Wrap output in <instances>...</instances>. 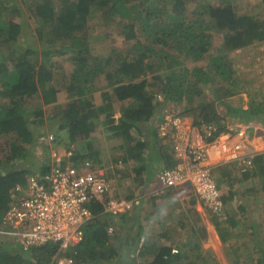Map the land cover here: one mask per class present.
I'll return each instance as SVG.
<instances>
[{
    "label": "trees",
    "instance_id": "obj_1",
    "mask_svg": "<svg viewBox=\"0 0 264 264\" xmlns=\"http://www.w3.org/2000/svg\"><path fill=\"white\" fill-rule=\"evenodd\" d=\"M20 2L24 4L23 0ZM30 2L31 16L36 21V27L31 32L43 47L41 54L30 46H24V41L33 38L28 21L25 19L15 23L10 19H23L16 1L0 0V137H6L3 142L6 148L5 158L11 159L16 166L9 174L0 171V228L3 227L5 212L16 200L12 197L13 188L16 185L25 186L27 176L33 172L44 176L55 167L49 157L35 158L33 167L23 164L29 158L28 149L33 147L32 130L39 134L40 130L47 129L53 121L50 131L56 134L55 140L60 145H69L67 147L71 156L66 159L68 162L77 164L85 160L93 165L92 168L113 171L117 160L102 159L104 157L93 148L92 143L72 146L77 143L78 138L83 141L90 139L96 124H87L88 127L83 124L88 123V120L96 121L101 116L107 120L105 131L122 141L120 146L124 148V153L120 159L124 162L123 165L129 160H135L137 164L146 145L135 139L142 134L151 136L143 131L144 128L155 126L154 121H158L155 117L157 110L182 100L189 104L193 97L202 94L204 88L210 89L213 99L215 97L216 100H221L217 103H222V97L210 87L216 81L219 82L216 79L220 80V86L229 84L231 89L228 96L247 91L246 87L233 78L231 64L224 56L210 57L208 67L196 66V62L208 58L207 50L212 33L224 34L223 46L227 52L264 41V0H261L262 10L256 16L238 13L227 0H214V3L209 0ZM190 3L194 6L193 9L188 8ZM95 19H99L98 25L108 24V21L112 24L121 23L125 27L124 41L127 49L122 57L108 55L103 59L100 55H90L87 42L91 38L90 24ZM141 35H144V40H141ZM48 47L53 49H44ZM69 53L72 54L74 68L68 76L61 79L64 82L62 87L54 88L52 82L56 62L59 56ZM180 58L184 63L193 62V67L188 69L185 64V67L176 68ZM90 60L94 67L90 68ZM145 69H149L152 77H143L137 82L133 80V74L141 76V73L145 74ZM161 70L163 74L154 75ZM98 79L102 82L97 85ZM161 81L163 88L160 92L164 100L158 103L155 92H148V89L161 86ZM104 84L110 91L101 94L102 102H107V105L94 107L93 95L101 91V85ZM196 85H200V88L195 91ZM59 93H66L71 101L63 106L59 105ZM112 99L121 104L117 118L112 112ZM253 99L251 97L246 113L258 117L264 114V105L261 102L256 104ZM90 108L93 109L88 113ZM226 109L234 110L230 107ZM192 112L195 126L213 123L215 132L212 138L226 131L225 126L219 123L215 101L197 107ZM43 136L37 137L38 140ZM133 140V146H124V141L128 144ZM44 144L45 149H48L49 144ZM254 158L255 169L263 168L264 155ZM4 167H8L5 161L0 164V170ZM246 173L248 171L242 174ZM101 211V205L91 206L93 214ZM104 220L109 221L110 216L103 214L102 218L95 217L85 225L83 241L76 248V258L81 263L103 264L107 261L110 264V258L115 256L119 259L117 247L121 245H113L111 236L106 232L108 223ZM215 227L217 228V223ZM2 245L4 244H0ZM199 247L196 245L195 251L199 252ZM4 249L0 250V264H50L54 252L49 245L33 248L21 255L11 254ZM153 249L152 260L147 259V264H186L188 259L187 255L172 254L167 247ZM205 258L202 254H197L193 264L198 262L197 259H201L204 264ZM211 261L215 264L213 259Z\"/></svg>",
    "mask_w": 264,
    "mask_h": 264
},
{
    "label": "rangeland",
    "instance_id": "obj_2",
    "mask_svg": "<svg viewBox=\"0 0 264 264\" xmlns=\"http://www.w3.org/2000/svg\"><path fill=\"white\" fill-rule=\"evenodd\" d=\"M16 1V5L20 7L21 10V14L23 16V19H20L19 17H11L10 19L13 20L15 23H19V22H23V20H27V24L30 27V32L32 29H34L36 27V21L32 18L31 16V10H30V6H31V2L30 0H23L24 4L20 2V0H15ZM168 1V0H166ZM202 1V0H201ZM205 1V0H203ZM231 3V5L235 8L238 9L236 10L238 13H242V14H248V15H253L256 16L258 15V13L261 12V5H260V0H227ZM209 2L214 3V0H209ZM189 9H193L194 6L190 3L188 5ZM100 15V14H98ZM97 21H99V19H95L93 22H91L90 26L92 27V30L89 31V34L91 35L90 39L88 40V48H89V52L90 55L92 57H95L97 55H100L103 59L107 58L108 55L109 56H113V55H117L119 57H122L125 53H126V49H127V43H125L124 41V34H125V27L121 24V23H109L108 21H106L108 24H97ZM32 35V39L29 38L26 42L24 41V46H30L31 48H33L35 50V52L40 53L43 50V47L38 44V40L37 38L34 36L35 34L31 32ZM223 33H212V38H211V43L208 47L207 53H208V58H204L202 60H200L199 62H196V66H206L208 67L209 64V59L210 57H214L215 55L217 56H224L226 57V59L230 62L231 64V69H232V73H233V78L240 83L241 85L244 86L245 82H249V86L246 87L247 89H251L250 90V96L251 97H256L258 98V89L261 91V95L264 97V90H261V86L258 87V85H262V82H264V50L261 44L259 45H253L250 47H246V48H242V49H238V50H234L231 52H227L223 46ZM141 40H144L145 37L144 35H141ZM30 44V45H29ZM45 50L47 49H53L52 47H48V48H44ZM130 58H132V56H130ZM72 54H66V55H62L59 56L57 63V68L54 70V80H53V84H54V88H60L62 87L63 83L61 82V79L64 78V76H68L69 72L72 71V69L74 68V64H73V60H72ZM31 60H33L31 58ZM34 61V60H33ZM129 61H132V59H129ZM146 61V59L144 60V62ZM133 62V61H132ZM89 66L94 67V63L90 60L89 62ZM187 65V68L190 69L191 67H193L194 63L190 62V63H184L182 62V59H178V63H177V67L176 68H182L185 67ZM119 66V64L117 65ZM164 72L161 70L159 72H156L154 75L156 74H163ZM141 76H138L136 74H133V80L139 81L141 80L143 77L146 78H150L152 77V74L150 73L149 69H145V74H140ZM131 79V78H130ZM212 80V79H211ZM219 82L216 81V83H214V79L212 81V83H214L213 85H210L211 89L217 92L218 95H220L222 98V101L225 103H227L228 101H232L230 100V95L228 96V91L231 89L230 86H220V80L216 79ZM262 81V82H261ZM102 80L98 79L97 80V85L99 83H101ZM162 81H161V86H157L155 87H151L148 89V92H160L162 87ZM264 86V85H262ZM195 91L197 90V88H200V85H196L195 87ZM228 88V89H227ZM102 92H110L108 90V88L104 85H101V91H97L94 93L93 95V104L94 107L95 106H103L104 104H106L107 102H102V97L101 94ZM63 98H66L65 94L61 93V96ZM229 98V99H228ZM232 99V98H231ZM215 101V107H216V112H219V114L221 116H225V106L224 103L222 102V104L219 107V104H217V101H221L219 99L216 100V98L211 94L210 89L208 88H204L202 90V94L200 96H195L193 97L191 103H186L185 100H182V102L175 104L173 102V104L175 105L176 109L179 111L178 113H182L185 118L188 120L187 122H185L183 125H187L190 122V120L192 121V111H195L197 107H201L204 104H207L209 102H213ZM235 104L237 105H244L246 102L240 98L234 100ZM112 104V112L115 114L114 116L117 117L119 116V110H120V106L121 104H118L115 100L112 99L111 101ZM61 106L64 105V102L62 104H60ZM107 105V104H106ZM174 107V106H173ZM93 108H90L88 110V113H90V111ZM45 110H48L47 108ZM190 119V120H189ZM107 120H105V118H101V116L95 121V119L89 121L86 124H90V123H95V129L93 131V133L90 135V139L87 141H83L82 139L78 138L77 139V143L72 145L73 147L78 145L82 146V143H92L93 148L98 151L104 158L102 159H111L114 158L117 160V163H114V168L113 171L112 169H110L107 173V175L111 174L109 176V182H110V190L108 193V197L109 198H115V199H125L127 197H129V195L132 193L133 194V189L135 187H137L136 184H134L135 179H137V175L135 173L131 172V167L132 165H136L135 162H131L129 161L126 165H123V161L121 158L122 154L124 153V148H121L120 145H122V141L119 138H116L114 136H112V133H107L105 131L106 129V122ZM53 123V121L50 122V124L48 125L47 129H43L40 130V135H50V126ZM92 124H90L91 126ZM88 127V126H87ZM90 128V127H89ZM143 130V129H142ZM148 132L150 135L153 136L152 133V128L148 127V128H144L143 132ZM33 136H32V141H33V148L32 149H28V151H30V154L28 155V160L26 158L25 162L28 166L33 167L34 166V161L35 158L39 159V158H48L49 154L50 156L54 155H61L63 154V152H65L66 149H69L68 144H59V141L53 142L54 144H49V148L45 149L44 147V142L41 141V139L38 140V138L40 137V135L35 131H33ZM45 134H44V133ZM39 135V136H37ZM38 137V138H37ZM67 137V135H66ZM150 140L151 143H153V138L150 137H146ZM6 141V137H0V164L4 163V161L6 162V164L8 165V167H4L5 169H7L6 173H10L11 171H13L16 166H14L13 162L11 159H6V148L3 145V142ZM31 141V140H30ZM31 141V144H32ZM130 144V145H129ZM134 144V140L131 141L130 143H126L124 141V146H132ZM70 146V147H72ZM84 148H90V147H84ZM33 149L35 154H33ZM93 150V149H92ZM83 153L87 154V151H84ZM3 169V168H2ZM114 173V175H113ZM122 175V176H121ZM122 177V178H121ZM131 179L133 180L134 183H131ZM123 193V194H122ZM126 193V194H125ZM172 192H168V196L171 197V199L169 198V200L167 201L168 198L164 199L165 195H159V196H154L153 198H155V200L157 201V203H159L161 200L164 199V201H167V203L171 202L170 205V211L168 210L167 213H171L169 215V219H171V226L173 225H177V227H181L180 225L182 224L183 228L181 229V232H179V237H182V239L178 240L175 239L174 237L172 238L171 245L173 244L174 246H171L173 249H176L178 254H183L187 255L188 259L186 260V264H193L194 261L193 259L195 258V256L197 254H202V256L206 257V262L204 264H213V262L211 261V259L214 260L215 264H264V212L262 213L261 211H258L257 208L259 207H252L254 205H250L247 210H249L250 212V216L253 217V219H255L254 221L255 224H253L254 226H257L259 223L262 225L261 226V232L256 233V239H257V243L253 240L252 241V237L249 238L246 242L241 243L240 241H233L232 243H234V248L233 249H237V251H231L226 249V248H222V252L221 254L220 252V246L218 245V243L216 242V244H214V236H209V240L206 237V234L204 233L203 238L200 234H201V228L204 231V224H201L200 226V222L199 220V215L196 212H191L190 210H187L188 215H186L185 210L182 208V204L178 201V195L176 193H172ZM184 201V200H183ZM173 202V204H172ZM174 202L179 204L180 207L174 209ZM242 204V203H241ZM241 204H239L237 206V209L239 206H241ZM203 206V205H202ZM175 207H177V205L175 204ZM251 208V209H250ZM203 212L198 211L200 213V215H204L203 219L205 220H211L214 219V216L212 213H210L204 206L202 207ZM159 210V213H155V210L151 212L152 216L156 215V219L155 220H151L149 221L148 219V211H143L141 213V218H139L140 220H142V224L145 227V230L148 231L149 227L151 228V231H154L155 234L161 233L162 231V227L165 224L166 226L169 224V222H163L161 215L164 214L162 212H160V209H156ZM251 210V211H250ZM232 211H234V206L231 204L226 205V203L223 204V214L224 212L227 213H232ZM264 211V210H263ZM253 212V213H252ZM260 212V213H259ZM166 213V212H165ZM244 216L249 215L248 212H246L245 214H243ZM108 217L110 215H107ZM224 216V215H223ZM158 217V218H157ZM151 218V217H150ZM258 218V220H257ZM135 219V217H131L129 222L131 223V225H133L134 230H137L139 228L138 223L133 222ZM168 219V218H167ZM117 220V219H115ZM160 220L163 222V224L160 223ZM198 221V222H197ZM128 222V220H127ZM133 222V224H132ZM210 223V222H209ZM161 226V228H160ZM197 227V228H196ZM123 233L122 230L117 229V226L114 225V232L111 235V241L113 243V245H118L120 244L122 246L123 242L122 239H119V236H121ZM158 235V236H159ZM178 236H175V238H177ZM243 239V238H242ZM205 242V245L202 244V242ZM179 241V242H178ZM242 241V240H241ZM160 242H163L162 240H160ZM240 242V243H239ZM170 245V244H169ZM183 245V246H180ZM196 245H199V249L200 251H195L194 247ZM129 245H127L128 247ZM180 246V247H179ZM157 246H155L154 248H156ZM118 248V252L119 250L121 251V247H117ZM149 249H153V247H150ZM128 252V251H127ZM143 258L141 257H132L130 255H120L119 259H117L115 256L114 258H110V264H132L134 263H141L143 262L142 260ZM198 262L196 264H203V261H201V259H197ZM99 264V263H97ZM103 264H107V261H104Z\"/></svg>",
    "mask_w": 264,
    "mask_h": 264
},
{
    "label": "built area",
    "instance_id": "obj_3",
    "mask_svg": "<svg viewBox=\"0 0 264 264\" xmlns=\"http://www.w3.org/2000/svg\"><path fill=\"white\" fill-rule=\"evenodd\" d=\"M158 98L162 100L161 96ZM165 126L180 129L181 121L173 110L164 111L162 128ZM214 132V126L186 127L174 145L178 162L172 169L162 171L160 180L167 188L189 185L197 200L218 216L223 205L210 168L235 163L238 171L245 173L253 167L256 154L247 149L243 132L229 129L212 138ZM69 156L70 151L52 154L55 167L50 172L44 176L33 173L25 186L16 185L12 196L16 200L2 218V228L19 238L21 251L29 252L45 244L54 246L50 264H82L73 248L82 242L85 225L96 217L90 206L95 202L102 204L109 188L105 169L92 168L85 160L72 164L66 160ZM103 205L105 212L115 216L124 204L108 201Z\"/></svg>",
    "mask_w": 264,
    "mask_h": 264
},
{
    "label": "crops",
    "instance_id": "obj_4",
    "mask_svg": "<svg viewBox=\"0 0 264 264\" xmlns=\"http://www.w3.org/2000/svg\"><path fill=\"white\" fill-rule=\"evenodd\" d=\"M259 44L262 45L264 50V41L260 42ZM247 85L249 86V82H245L244 87H248ZM262 85H264V82H262ZM262 85L259 84L258 87L261 86L260 89L264 90V86ZM250 90L251 89H247V91L243 90V92H239L238 94L230 95L229 98L232 101H228L227 103L225 102V105L227 106L224 105L225 116H221L219 112H217V114L220 117L219 123L225 126L226 131H228L229 129H233L237 132H243L247 149L253 154H256V156L264 155V114H261L257 117L253 114L246 113V110H248L251 101V96L249 94ZM59 94L61 95V93ZM65 96L66 98L60 97L58 101L59 105L63 102L65 104L67 101H71L67 97L66 93ZM238 98L244 100L246 103L244 105H237L233 103L234 100ZM254 99V102H256V104L257 102H261L264 105V97L261 95V91L259 89L258 98L254 97ZM217 104H219L220 107L222 103L218 102ZM226 107L233 108L234 110H228L226 109ZM212 124L213 123H209L208 126H211ZM144 144L146 145V147L144 151L141 152V157L139 158L140 160L137 161L136 165H132L131 167V172L137 175V179H135V183L132 179L130 182L136 184L137 187L133 189V194L131 193L129 197L125 198L137 201V204L130 212L121 214V219L116 220L117 229L123 231L122 235L119 236V239H122L123 244L121 246V251L119 250V252H117L118 254H127L132 257H141L143 258V262L138 264H144V262L147 264V259L149 261L152 260V252L155 250L149 249L150 247H167L172 250L173 248L171 246H174L173 244L171 245V242H173L172 238L174 237V240L182 239V237H179V232H181L183 225L181 224V227H177V225L171 226L172 220L169 219V215L172 212L170 214L167 213V211H170L171 208V202L167 203L169 198L171 199V197L167 195L168 192H174L178 195V201L182 204V208L185 210L186 215H188L187 210H190L192 213L196 212L199 215V219L197 220H199L200 226L198 227H201V224H204V231L201 228L200 235L202 237L200 238H203L204 233L206 234V237L208 236V240L210 239L209 236H214V244H216L217 242L220 246V254L223 250L222 248H226L230 251L231 249L232 251H237V249H233L234 243H232V240L240 241L241 243H243L252 237V241L254 240L255 242H257L255 234L261 232L262 225L260 223L259 224L261 226L259 224L257 226L253 225L256 221H254L255 219L250 216V212L249 210H247V208L250 205H254L251 206V208L259 207L257 208V210L261 211L262 213L264 212V166L263 168L255 169V164H253V169L251 168L246 174H242L241 172H239L238 167L235 163H227L211 167L210 173L221 194L222 205L224 203H226V205L232 204L234 206V211L227 214L225 212L223 214L222 212L221 215L214 216V219H212V221H208L203 219L204 215H200V213L198 212H203V206L202 203L197 200L189 185L178 187L174 190L169 189L164 191V199L168 198L167 201H164L163 199L159 203H157V201L153 197L154 192L161 187V184L158 180V175L164 168H173L178 161L176 160V158H174L175 151L173 142L165 140L163 142V147L160 143L155 147L152 146L150 140L144 142ZM33 154H35L34 149ZM130 161L134 162L135 160ZM23 164L27 165L26 162H23ZM0 171L6 173L7 169L3 168ZM107 173L108 172H106L105 174ZM110 185L111 184H109V190ZM175 204L177 205V207H175ZM239 204H241V206H239L237 209V206ZM173 207L174 209H176L179 208L180 205L174 202ZM158 208L160 209V212L164 213L161 215L163 222H169L167 226L165 224L163 225L160 235L159 233L155 234L154 231H151L150 227L148 231H146L145 227L142 224V220L139 219L141 218V213L146 210L148 211V220H155L157 213H159V210H156ZM154 210L156 215L152 216L151 212ZM246 212H248L249 215L244 216L243 214H245ZM102 215L103 214H99L96 218H102ZM132 216L135 217L133 222L138 223L139 225V228L137 230H134L133 225H131V223L129 222ZM104 221L108 223L107 220ZM163 222L160 220L161 224H163ZM216 223L217 228L215 227ZM2 229L3 233L0 234V244L4 245L0 246V250L1 248L4 249L7 247L6 249L11 252V254L21 255L22 252L18 247L19 238L11 235L8 229ZM175 236L178 237L175 238ZM160 240H162L163 242H160ZM202 244L205 245V242H202ZM127 245L129 246L127 247ZM132 264L137 263L133 262Z\"/></svg>",
    "mask_w": 264,
    "mask_h": 264
},
{
    "label": "clouds",
    "instance_id": "obj_5",
    "mask_svg": "<svg viewBox=\"0 0 264 264\" xmlns=\"http://www.w3.org/2000/svg\"><path fill=\"white\" fill-rule=\"evenodd\" d=\"M156 94V101H158V103H161L163 100H164V96H163V94L161 93V92H156L155 93ZM158 96H161L162 97V100H159V98H158ZM174 106V107H173ZM167 109H169V110H173V113L175 114V117H177L178 119H180V121H181V126H180V129H176V128H174L173 126H170V127H168V126H165V128H162L163 127V125H164V111L165 110H167ZM179 111L176 109V107H175V105L173 104V103H171V104H168V105H166L162 110H157L156 111V113H155V117L156 118H158V121H154V125L155 126H152L151 128H152V133H153V136L151 135V137L153 138V143H152V146H157L159 143L162 145V147H163V142L165 141V140H168V141H170V142H173V144L175 145V143H176V140H177V137L181 134V132L182 131H184L185 130V128L186 127H198V125L197 126H195L194 124H193V121H191L190 119V122L191 123H189V124H187V125H183L185 122H187L188 120L185 118V116H183L182 115V113L180 114V113H178ZM115 117V116H114ZM118 117V116H117ZM117 117H115V118H117ZM160 118H162L161 119V121L159 120ZM211 126H214L213 124L211 125ZM162 128V129H161ZM157 130V131H156ZM166 130V131H165ZM162 132H165V135L162 133ZM225 132V131H224ZM223 133V132H222ZM220 134V133H219ZM218 134V135H219ZM56 134L54 135L51 131H50V135L48 136H43V137H41L40 139H41V141L42 142H46L47 144H50V143H53V142H55L56 140ZM65 136H66V134H65ZM50 137H51V139H50ZM147 136H144V134H142L141 136H139L138 138H136L135 139V141H137V140H139L140 142H142V143H144V142H146V141H148L149 139L148 138H146ZM133 146V145H132ZM166 146V145H165ZM67 151H69V149H66L65 150V152H67ZM65 152H63V154L65 153ZM63 154H61V155H63ZM49 159L51 160V161H53V159H52V156H50V154H49ZM130 161V160H129ZM176 166V165H175ZM174 166V167H175ZM167 169H172V168H164V169H162L161 171H160V173H159V175H158V180H159V182H160V184H161V187H160V189H158L157 191H155L154 192V196H159V195H162L163 194V192L164 191H166V190H169V189H177L178 187H184V186H186V185H182V186H177V187H175V188H167V187H164L163 186V184H162V182H161V180H160V174H161V172L162 171H164V170H167ZM110 169H105V173L106 172H108ZM34 173V172H33ZM106 175V177H107V180L109 181V179H111V178H109V176L111 175V174H109V176L107 175V174H105ZM114 175V174H113ZM29 176V175H28ZM27 176V177H28ZM109 184H110V182H109ZM108 191H109V188H108ZM108 193L109 192H107L105 195H104V197H103V202H102V204L100 203V202H95L94 204H92L91 206H93V205H101L102 206V211L101 212H99L98 214H95L96 215V217L99 215V214H105V215H110V220L108 221V227H107V229H106V232L111 236L112 234H113V232H114V225L115 226H117V222H116V220L115 219H117V220H119V219H121V214H123V213H126V212H130L132 209H133V207L137 204V201H134V200H131V199H122V198H120V199H115V198H109L108 197ZM108 201H114V202H116V203H123L124 205H122V206H120L121 207V211L117 214V215H115V216H113L112 214H110V213H108V212H105L104 211V205H103V203H105V202H108ZM127 205H129V208H127L126 206ZM91 206H90V211H91ZM216 216V215H215ZM88 224V223H87ZM111 228V232L109 233V229ZM83 241V240H82ZM80 244V243H79ZM78 244V245H79ZM47 245H49V246H51V247H53V249H54V252H55V250H56V248H54V246H52V245H50V244H45V245H42V246H47ZM78 245H76L73 249L76 251V248L78 247ZM39 247H41V246H39ZM36 248V247H35ZM172 250H174V249H172ZM172 250H171V253H172ZM176 250V249H175ZM177 251V250H176ZM22 252V254H26L27 252H23V251H21ZM54 252H53V255H54ZM68 253H70V251L68 252ZM76 253H77V251H76ZM172 254H178V252L177 253H172ZM82 264H84V263H82Z\"/></svg>",
    "mask_w": 264,
    "mask_h": 264
}]
</instances>
